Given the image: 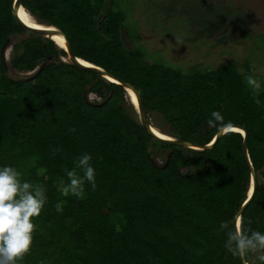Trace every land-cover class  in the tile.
Returning <instances> with one entry per match:
<instances>
[{
    "label": "trees",
    "instance_id": "obj_1",
    "mask_svg": "<svg viewBox=\"0 0 264 264\" xmlns=\"http://www.w3.org/2000/svg\"><path fill=\"white\" fill-rule=\"evenodd\" d=\"M11 1L0 0V48L22 31ZM20 3L38 22L60 29L74 56L131 84L147 116L159 113L168 124L169 131L160 129L164 133L207 143L221 125L208 124L214 111L223 124L244 127L256 188L240 216L245 228L264 233V178L258 173L264 171L262 76L257 75L263 80L257 104L245 81L254 74L246 68L184 71L148 61L130 34L133 47H124L123 14L112 0ZM13 49L10 65L18 71L54 60L32 77L14 79L0 58V167H14L22 180L43 185L47 196L34 220L32 251L19 264H241L225 248L226 233L219 227L232 222L248 188L239 133L224 132L210 149L183 155L181 147L147 134L124 106L120 85L60 61L65 52L51 39L31 35ZM87 92L101 100L87 101ZM150 147L168 148L162 163L155 162ZM84 153L92 156L96 188L86 182L85 199L65 197L66 170ZM59 202L62 213L55 209ZM245 259L260 264L250 255Z\"/></svg>",
    "mask_w": 264,
    "mask_h": 264
},
{
    "label": "rangeland",
    "instance_id": "obj_2",
    "mask_svg": "<svg viewBox=\"0 0 264 264\" xmlns=\"http://www.w3.org/2000/svg\"><path fill=\"white\" fill-rule=\"evenodd\" d=\"M112 1L113 9H118L123 14L122 24L125 28L121 29L120 36L124 47H133V40L128 36L130 34L136 39L135 45L142 50L148 61L162 62L184 71L192 66L207 69L236 65L239 72H244L246 68L256 77L259 75L264 78V0ZM30 34L37 36L23 29L19 33H13L2 49L1 59L10 78L24 79L35 73L41 64L45 66L54 61L48 57L44 62H38L30 71L11 68L14 44L18 45L21 40L30 37ZM177 38L183 44H178ZM63 59L66 60L65 57ZM59 60L61 61V57ZM85 97L90 102L101 100V97L92 92H87ZM123 97L124 106L133 110L127 101L128 97ZM148 118L152 126L159 130H170L161 114L152 112ZM149 149L158 164L162 163L168 152L165 147ZM180 149L183 155L190 154V149ZM190 168L192 170L196 166ZM186 169L185 166L180 167V171L184 172ZM258 173L264 178L263 170L260 169ZM249 255L250 260H256L255 255Z\"/></svg>",
    "mask_w": 264,
    "mask_h": 264
},
{
    "label": "clouds",
    "instance_id": "obj_3",
    "mask_svg": "<svg viewBox=\"0 0 264 264\" xmlns=\"http://www.w3.org/2000/svg\"><path fill=\"white\" fill-rule=\"evenodd\" d=\"M176 42L183 44L179 38ZM245 81L253 92L254 102L259 104L256 97L262 90L261 82L254 75L245 76ZM208 124H223V116L219 112H212ZM91 160L92 156L84 153L74 161L75 167L72 170H66L69 183L62 188L65 197L72 195L77 199H85L86 182L95 190L96 170ZM77 168L82 171V176L77 173ZM46 202V189L43 185L22 180V173L12 166L0 167V264H19L31 253L37 228L34 220L41 215ZM63 207V202L55 205L59 213L63 212ZM219 227L226 233L224 246L228 252L237 257L253 254L260 264H264V233L245 228L242 216H237L234 222H221Z\"/></svg>",
    "mask_w": 264,
    "mask_h": 264
},
{
    "label": "water",
    "instance_id": "obj_4",
    "mask_svg": "<svg viewBox=\"0 0 264 264\" xmlns=\"http://www.w3.org/2000/svg\"><path fill=\"white\" fill-rule=\"evenodd\" d=\"M20 2H21V0H12L10 12H11L14 20L20 26L21 29H23L27 32L36 34L38 36L46 37V38H47V36L49 37L51 34H59L63 38V41H64V47L65 48L62 50L65 52V56L68 60L67 63L72 64L73 66H75L78 69L89 71V72L103 78L104 80H106L108 82H112V83L120 85L122 87V89L124 90V92H125V89L128 88L134 93V95L136 97L137 106L133 107L131 104L130 105L132 106V109L134 110V112L136 114V118H137L138 122L143 126V128L145 129L147 134H149L153 140L158 141V142L163 143V144L174 145V146H178V147L188 148L191 150H206V149H210L212 147L213 143L216 141V139L220 135H222L224 132L232 131V130H224L225 127L230 126V127H235L237 129H239V131H233V132L239 133L242 137L241 152H242V156L244 158L245 164H246L247 169H248V183H247V185L249 186V184L252 183V189H251L250 194L247 195V191L245 192V198H244L243 202L240 204V206L234 212V214L232 216V222H234V220L237 216L241 215L242 210L251 200V198L254 194L255 188H256V175H255L254 169L250 163V160L248 158L247 149H246V136H247V134H246V130L244 127H242L240 125H236V124H231V123L221 124L218 127V129L216 130L215 134L211 137V139L207 143H204V144H197V143H193V142H190L187 140L177 139V138L172 137V136H167V137L157 136V134H155L152 131L149 118L147 117V114H146L145 110L143 109V106L141 105L139 94H138L137 90L131 84H129L128 82H125L124 80L120 79L119 77H117L111 73H108L107 71H105L101 67L96 66L92 63H89V65H84V64H81L80 62H78L77 57L73 55V53L69 47V43H68L64 33L60 29L56 28L55 26L49 25V26H51V28H48V27L47 28H36V27L27 26L26 24H24L18 18L17 13H16L17 7L20 4ZM6 43H7V39L1 45L0 58L3 57L2 49ZM43 67H44L43 64H41L38 67V69L36 70V72L33 74H30L29 77L36 75ZM210 141H211V143H209ZM167 156H168V154H167ZM239 258H240L241 264H248L245 257L241 256Z\"/></svg>",
    "mask_w": 264,
    "mask_h": 264
},
{
    "label": "bare ground",
    "instance_id": "obj_5",
    "mask_svg": "<svg viewBox=\"0 0 264 264\" xmlns=\"http://www.w3.org/2000/svg\"><path fill=\"white\" fill-rule=\"evenodd\" d=\"M16 13H17V16L18 18L24 23L26 24L27 26H31V27H36V28H51V26H49L48 24H44V23H40L38 22L29 12L27 9H25L22 4L20 3L17 7V10H16ZM47 38L51 39L54 44L57 46L58 49H64V41H63V38L59 35V34H51L49 37L47 36ZM66 58V56H65ZM63 59V56H61V60ZM63 61H68L67 58L66 60L63 59ZM77 61L80 62L81 64H84V65H89L90 62L88 61H85L84 59L82 58H79L77 57ZM127 95V96H126ZM128 97V99H127ZM125 98L127 99V101L133 106V107H136L137 106V103H136V97L134 95V93L130 90V89H125ZM151 125V128H152V131L157 134V136H160V137H167V136H171V135H168L162 131H160L157 127L155 126H152ZM224 130H232V131H239V129L235 128V127H230V126H227L224 128ZM173 137V136H172ZM211 143V141L209 142ZM208 143V144H209ZM251 189H252V183L249 184L248 188H247V195L250 194L251 192Z\"/></svg>",
    "mask_w": 264,
    "mask_h": 264
}]
</instances>
